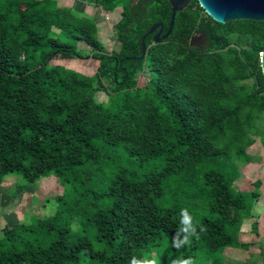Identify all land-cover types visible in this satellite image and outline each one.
Here are the masks:
<instances>
[{
	"label": "trees",
	"instance_id": "1",
	"mask_svg": "<svg viewBox=\"0 0 264 264\" xmlns=\"http://www.w3.org/2000/svg\"><path fill=\"white\" fill-rule=\"evenodd\" d=\"M78 1L121 8L110 53L92 21L51 0H0V184L18 174L16 195L52 172L65 186L52 215L2 230L0 264H223L224 249L248 247L238 234L258 197L234 182L250 160L252 132L264 157V131L255 130L264 113V21L220 24L190 0L164 40L154 41L159 27L147 35L138 60L143 35L169 27L167 0ZM194 32L205 48L190 45ZM77 39L97 61L92 76L49 63L81 58ZM20 40L39 46L24 61ZM145 68L150 77L138 86ZM97 90L104 103L94 101ZM182 209L199 238L177 249Z\"/></svg>",
	"mask_w": 264,
	"mask_h": 264
},
{
	"label": "rangeland",
	"instance_id": "2",
	"mask_svg": "<svg viewBox=\"0 0 264 264\" xmlns=\"http://www.w3.org/2000/svg\"><path fill=\"white\" fill-rule=\"evenodd\" d=\"M51 6L58 10L67 11L72 17H82L85 20L92 21L97 41L101 45L104 53H110L115 47L114 24L120 17L121 8H117L113 13H105L99 7L88 5L78 0H51ZM52 29L56 33L60 32L59 29ZM19 42L21 44L20 48L23 49L20 50L18 56L20 61H24L27 57L33 55L39 47L37 44L29 45L21 40ZM200 42H202L200 35L196 34L192 45L199 44ZM205 47L206 43L201 45L200 49ZM76 50L81 58H55L49 62L50 65L63 66L85 76H92L95 73L97 61L91 57V47L85 41L77 39ZM150 74L148 68H145L142 72H137L134 76L137 85H144L150 77ZM244 83L250 84L251 81L247 80ZM103 85L108 91L111 90V87L108 86L105 80H103ZM94 101L96 103H104L106 101L105 93L102 90H97L94 93ZM255 130L260 132L264 131V113L255 120ZM249 136L251 139L246 152L250 156V160L239 165L240 176L234 182L238 189L248 192L250 189V179L256 177L257 174H260L264 168L263 147L260 143L259 137L253 132ZM252 159H256L255 163L252 162ZM23 183V179L18 174H10L5 176L0 184V206L6 207V211H3L2 213L0 211V238L3 235L2 230L4 228H11V226L6 225L1 217L2 215H6L5 213H9V210L16 211L21 219V216L24 214L26 217V221L24 220L25 224H29L30 222L27 217L42 218L52 215L57 205L58 198L65 192V186L52 172L39 175L31 188L26 186L19 195L16 194L17 196H15L14 191ZM12 201H16V205L13 206L14 208L9 205ZM175 254L180 255V253L177 252ZM216 255H218V253H216L215 256ZM172 256L173 254H171L170 258ZM197 259L198 258H196V260ZM194 260L192 264L207 263L205 259L201 260L199 258V261L197 260L195 262Z\"/></svg>",
	"mask_w": 264,
	"mask_h": 264
},
{
	"label": "crops",
	"instance_id": "3",
	"mask_svg": "<svg viewBox=\"0 0 264 264\" xmlns=\"http://www.w3.org/2000/svg\"><path fill=\"white\" fill-rule=\"evenodd\" d=\"M255 161L256 159H252V162L255 163ZM256 183H259L258 187H256ZM252 190L258 192L256 203L252 209L253 216L243 218L240 232L238 234L239 243L246 244L248 247H234L224 249L222 253L223 264H245L249 262L264 264V168L260 174H257L256 177L250 179L249 191ZM9 205L10 207L12 206V208H14L13 206L16 205V201H12ZM0 211L1 213L6 211V207L0 206ZM5 214L6 215L4 216L1 214V217L7 226L14 227L20 223L25 224L26 217L24 214L21 216L22 219L17 215L16 211L9 210V213ZM27 218L30 222V217ZM253 227L255 230H253Z\"/></svg>",
	"mask_w": 264,
	"mask_h": 264
},
{
	"label": "water",
	"instance_id": "4",
	"mask_svg": "<svg viewBox=\"0 0 264 264\" xmlns=\"http://www.w3.org/2000/svg\"><path fill=\"white\" fill-rule=\"evenodd\" d=\"M137 0H133L132 3ZM171 6V19L169 27L165 34H162L163 25L155 24L141 39V54L136 59L141 60L144 56L146 46L145 38L151 34L157 27L158 32L154 36V41L164 40L171 32L176 12L183 9L190 0H167ZM199 6L215 22L220 24L229 23L237 20L264 21V0H197ZM200 39L204 41L203 35ZM190 45H192L190 43ZM261 73L264 76V51L259 54Z\"/></svg>",
	"mask_w": 264,
	"mask_h": 264
},
{
	"label": "clouds",
	"instance_id": "5",
	"mask_svg": "<svg viewBox=\"0 0 264 264\" xmlns=\"http://www.w3.org/2000/svg\"><path fill=\"white\" fill-rule=\"evenodd\" d=\"M197 226L193 224V218L187 209H182L181 211V228L179 233H183L180 237L179 233L173 237V246L179 249L181 246L190 245L192 237L199 238V234L196 231ZM200 231L204 232L205 228L200 226ZM133 264H139V262L134 261ZM154 264V262H153ZM173 264H192L190 259L188 260H177L173 261Z\"/></svg>",
	"mask_w": 264,
	"mask_h": 264
},
{
	"label": "flooded vegetation",
	"instance_id": "6",
	"mask_svg": "<svg viewBox=\"0 0 264 264\" xmlns=\"http://www.w3.org/2000/svg\"><path fill=\"white\" fill-rule=\"evenodd\" d=\"M197 33H193L192 34V36L190 37V39H189V43H191L192 44V42L194 41V39H195V35H196ZM199 35H201V34H199ZM203 44H205V41H202V42H200L199 44H195V45H192V46H194L195 48H197V49H200V46L201 45H203Z\"/></svg>",
	"mask_w": 264,
	"mask_h": 264
}]
</instances>
